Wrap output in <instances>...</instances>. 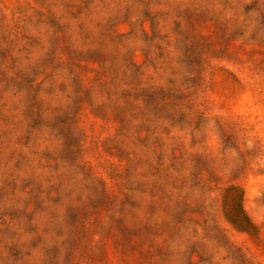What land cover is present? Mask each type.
<instances>
[{
  "label": "rangeland",
  "instance_id": "1",
  "mask_svg": "<svg viewBox=\"0 0 264 264\" xmlns=\"http://www.w3.org/2000/svg\"><path fill=\"white\" fill-rule=\"evenodd\" d=\"M0 264H264V0H0Z\"/></svg>",
  "mask_w": 264,
  "mask_h": 264
}]
</instances>
